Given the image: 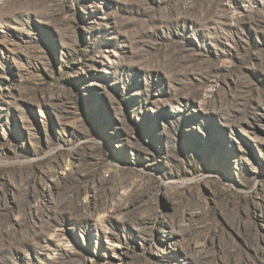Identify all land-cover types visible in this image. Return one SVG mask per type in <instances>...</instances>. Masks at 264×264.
Here are the masks:
<instances>
[{
	"label": "rangeland",
	"instance_id": "1",
	"mask_svg": "<svg viewBox=\"0 0 264 264\" xmlns=\"http://www.w3.org/2000/svg\"><path fill=\"white\" fill-rule=\"evenodd\" d=\"M0 264H264V0H0Z\"/></svg>",
	"mask_w": 264,
	"mask_h": 264
}]
</instances>
